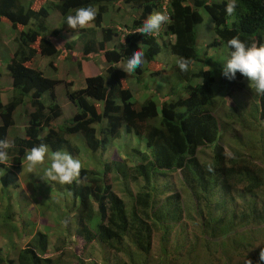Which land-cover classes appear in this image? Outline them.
<instances>
[{"label": "trees", "instance_id": "16d2710c", "mask_svg": "<svg viewBox=\"0 0 264 264\" xmlns=\"http://www.w3.org/2000/svg\"><path fill=\"white\" fill-rule=\"evenodd\" d=\"M34 1L0 0V23L17 32L16 49L6 63L12 79V99L6 105L0 100V139L14 143V147L7 150L8 164H0L3 179L8 180L9 175L13 177L21 170L26 152L41 143L48 145L51 153L62 150L77 155L79 151L69 142V137L77 134L94 156L105 144L119 139L123 130L137 140L144 139L146 144L143 150L128 145L135 161L130 157L118 159L115 154L111 162L98 163L102 168L100 172L82 167L79 182L71 185L56 182V192L63 200L54 208L57 219L53 223L59 228H52V233L60 235L61 230H66L69 239L75 237L77 244L72 246L77 247L74 250L78 254L82 253L80 256L61 249L62 241H52L51 235L36 229V224L21 219L30 208L36 210L38 203L31 202V195L19 198L2 195L3 225L5 230L10 227V232L2 236L0 264H75V259L77 264H88L82 255L84 247L92 241L109 255H125L127 261L117 264H135L137 254H149L152 239L157 234L166 261L178 264L170 258L180 257L181 260L184 243L171 250L168 243L174 227L185 219L192 224L195 220L189 214L184 216L181 194L186 192L193 197L190 204L195 206L196 215L200 216L202 209L207 211L201 221L203 232L213 237L220 229L217 245L221 249L231 245L238 250L244 237L237 235V228L245 233L246 226L261 224L264 220V145L258 147L253 143L255 138L264 140V96L258 97L256 114L246 111L242 116L241 106L236 98L235 102L231 98L243 90V77L237 73L234 80L225 78L220 64L219 90L226 98H217L213 91L215 77L211 71L195 72L190 69L192 65L187 72H181L176 63L174 70L182 84H186L178 89L172 87V96L164 95L162 86L157 95L160 105L152 97L143 102L133 101L132 91L125 81L128 77L140 81L145 71L154 78L163 75L165 65L155 59L162 47L176 60L184 57L202 62L196 50L195 31L203 21L201 10L210 15L214 26L216 39L209 48L227 46V41L233 37H239L246 46L263 43L264 0H237L233 16L225 12L228 0H57L50 6L43 3L38 8L34 7ZM85 6L97 9L91 28L69 29L66 17ZM124 8L134 10L130 26L117 27L112 18L109 25H103L107 13L123 12ZM163 8L171 23L162 25L160 33L131 34L148 15L163 12ZM50 10L60 15L57 28L49 26ZM63 33L83 38L84 60L101 55L107 63V77H86L84 86L76 91L71 89L72 83H64L65 96L76 113L59 125L62 114L54 90L63 81L44 77L35 57L52 58L60 56L62 49L70 51L73 44H65L63 48L58 45ZM137 49L145 52L144 65L131 75L117 68ZM227 49L229 58L231 49L228 46ZM194 78L200 79V83L191 86L189 83ZM44 94L50 97L48 104L42 101ZM26 99L32 110H25L24 136H9L8 131L14 126L13 113ZM234 125L238 128H232ZM225 133L231 134L235 146L226 148L222 144ZM209 147H213L210 160H199L200 150ZM210 164L213 172L207 170ZM159 178L165 180V185L161 184L163 189L158 188ZM116 186L121 188L122 195L116 192ZM65 189L68 195L63 192ZM238 199L244 203V208L236 207ZM26 236H30L29 244L21 247L20 241ZM192 240H195L193 244L200 240L210 243L203 236L199 240L195 235ZM194 249L190 247L187 255L192 256ZM204 249L210 253L205 244ZM259 251L255 254L258 262Z\"/></svg>", "mask_w": 264, "mask_h": 264}, {"label": "rangeland", "instance_id": "374dc122", "mask_svg": "<svg viewBox=\"0 0 264 264\" xmlns=\"http://www.w3.org/2000/svg\"><path fill=\"white\" fill-rule=\"evenodd\" d=\"M27 1V0H26ZM32 1V0H30ZM46 1V2H45ZM56 0H35L34 1V7L38 8L43 5H51L55 3ZM127 11V13L125 12ZM134 10H126L124 8L123 13L122 12H115L114 13V21L113 23H117L119 26H121V23H128V16H132ZM201 15L203 18V21L201 24L197 25L195 27L197 40H196V49L199 53V59H204L205 55L207 54V57L210 61V63L207 65L208 69L213 73L215 77V83L213 85V91L216 93L217 98H226V95L223 91L219 90V83H218V65H224L226 63V60L228 59V49L226 44H221L214 48H208L207 45L211 42L212 38H215L214 31L212 28V20L210 15L205 12L204 10H201ZM112 12H109V15L106 14L104 18V24L108 25L109 19L113 18L110 16ZM132 20V19H131ZM49 26L52 28H57L60 23V18L58 17L56 19V14L54 11L50 10V19ZM121 22V23H120ZM132 22V21H131ZM8 25V24H7ZM91 27V26H89ZM88 27V28H89ZM76 34H61L62 39H59L60 45L63 46V41L65 38L66 43L72 42L75 40V49L71 52L67 53L66 50L62 49V52L60 56L57 57H40L37 56L36 63L38 64V67L40 71L42 72L43 76L49 79L54 80H60L63 81V83H72V90L76 91L84 86V78L86 77H93L96 75L100 76H106V67L104 63V59L102 56L99 55H92L90 57V60H84L81 57V53H74L75 51H79L81 48V42L83 41V38L75 37ZM17 36V32L13 30L9 25L6 26V24L0 23V92L2 97V103L5 105L9 101L11 90L10 88V77L7 75V71L5 68V65L7 61L12 57L13 52L16 49V42L15 38ZM111 48V45L109 46ZM74 53V54H73ZM60 57H63L61 59ZM156 61H159L165 65L166 72L161 75L158 78L151 77L147 71L144 72L143 77L140 79V81H136L134 77H128L125 81L127 87L131 89L133 94V101L137 102H143V100L151 99L156 101L158 105L160 102V99L157 95H159V89H164V95L170 94L172 96L173 94L171 91L172 87H176V89L184 86L185 83L182 84L181 80L179 79L177 72L174 70L176 66V58L171 55L169 50L165 47H162L160 50V53L155 58ZM55 60V65H57V71H54L50 67V62ZM62 60H68L67 63L61 62ZM72 63V64H71ZM125 65V62H121L117 65V68L123 69V66ZM205 64L201 61L195 62L191 66V70L198 71L201 68H203ZM161 81H164L163 83ZM199 83V80L197 78H194L190 81L191 86H195ZM245 89L244 91L239 95L233 96L231 98V101L233 100L235 102H238V104L241 106V114L244 112L249 113H255V111L259 107L258 97L255 93L254 87L247 81L246 78L243 77L242 82ZM55 96H56V102L59 104V107L61 108V118L58 120L59 125H63L65 120L70 119L75 113L76 109L70 102L67 100L65 96V88L63 85H58L55 88ZM42 101L45 104H48L50 101V97L48 94H44L42 97ZM256 106V108L254 107ZM29 109V103L28 99H26L25 104L21 107H18L14 113V117L16 121L18 122V125L21 127L24 125V121L21 117L16 118V115H18L19 111H25ZM235 111V109L233 110ZM243 116V114H242ZM248 117V115H247ZM234 129L238 128V125H234L232 127ZM23 131L22 128H20V132ZM241 129L237 132L240 133ZM10 134H16V128L11 129L9 131ZM238 135V134H237ZM257 137L260 138L259 134ZM259 142H256V141ZM245 141V139H244ZM69 142L77 148L79 151L77 155H74V158L79 159L82 162L83 168L100 171L102 168L99 166L100 158L102 159V165L104 162H110L113 160L115 154L122 159L123 154H121L120 151L125 152L126 149H128V145L131 147H135L133 144L127 140L126 137H120L116 141H113L112 144L108 146V150L105 151V154L101 155V152H99L100 157L94 156L93 159V153L89 152L84 144L83 138L81 135L77 134L74 136L69 137ZM133 143V142H132ZM253 143H257L258 147H261V144L264 145V140L261 142L260 139L253 140ZM222 144L229 148L230 146H235V141L232 139L231 134L225 133L223 134ZM139 147V146H138ZM213 147L210 148H203L200 150V153L198 155L199 159L201 161H209L211 158ZM260 153V151H259ZM51 152H49L45 158V163L41 166H38L37 169L33 173H29L27 171V164L24 159V164L21 168V170L14 173V176L8 177L7 179H2L4 176L2 174V170L0 169V202L1 197H6L7 195H11L15 188L14 186H20V192H22L24 195H30L32 190V200L31 202H37L36 199L44 196L45 201H38V204L35 205V208H38V213L32 210L30 208L29 215H27V219L30 218L31 215H36L39 218L36 222V229L38 230H49L47 231V234L51 235V240L54 242H60L61 249L68 252V250L71 251V253L76 255V251L74 249H77L76 245L77 241L75 237H72L69 239L67 236L68 232L66 230H61L60 235H55V233H52L53 231L47 227L51 228H59L55 223H53L55 220L52 217V210L51 206H48V199H53L54 205L57 204V202L60 204L63 200L60 195H58V189H56V182L42 179L44 176L45 170L50 166L51 163ZM98 155V156H99ZM259 156V155H258ZM262 160V158H260ZM14 177L17 179L15 180ZM176 177V174H175ZM164 179L159 178L157 180L158 182V188L163 189L162 185L164 184ZM7 184V187H6ZM135 188L132 186V189ZM11 189V190H10ZM121 188L119 186H116V192L120 195L122 193L120 192ZM66 195H68L67 190L65 189L63 191ZM181 199L183 200L185 205V215H190L192 218H195L193 224L191 220L185 219L180 226L174 227V230L171 234L170 241L168 243L169 249H173L177 246H182V243H184V249L182 251L183 257L180 260V257L177 258V260L171 259V262L173 263H184V264H246L247 259L252 261V264H260L261 262L256 261L255 254L258 250L261 248H264V220H261V224H252L249 226H246L245 233H243V230H238L237 228V235L244 237L243 241L240 242V247L237 248L238 250L234 249L233 246L228 245L227 248L221 249L217 242L219 239L217 238L220 229L216 230V234L213 237H210L208 234L203 232V228L201 226V221L203 218L207 216V211L202 209L201 215H196L195 206L190 204L192 201V195L190 192L182 193ZM160 201V200H158ZM52 202V201H51ZM236 207L244 208V203L241 202L240 199H238L236 202ZM188 207L186 208V206ZM209 211V209H208ZM62 210L60 209L59 213H61ZM5 212H3L2 207L0 208V246L3 245V235H6L5 233V227L3 225L4 222H2V219L4 218ZM43 214L46 216H43ZM214 214V212H213ZM59 218V217H58ZM191 218V219H192ZM22 220H26L25 217H21ZM57 219V218H56ZM60 219V218H59ZM193 220V219H192ZM20 221V219L18 220ZM252 222V219H251ZM192 224V225H191ZM41 225V226H40ZM45 226V227H44ZM184 229V230H183ZM197 235L199 237L203 236L206 241H209L210 243H204L200 240V242L193 244L195 240L193 241L192 238ZM67 237V238H66ZM30 236H26L25 238H22L20 241V246H24L27 241L29 240ZM175 238H178V240H175ZM180 238V240H179ZM67 241H66V240ZM160 235H155L152 239V246L149 254L142 255L137 254L136 255V263L135 264H170L166 261L167 256L163 254L161 244H160ZM63 240L65 243H63ZM193 241V243H192ZM225 241V240H224ZM228 242V241H227ZM226 242V243H227ZM163 243V242H162ZM204 244L210 248V253H206L204 249ZM194 246V251H191L192 256L187 255V250ZM84 256L87 261H89L88 264H117L118 261H127L125 255L122 253L109 255L108 251L103 249V247L96 242L92 241L89 244H87L84 247ZM51 252V250L49 249ZM82 253H77V256H80ZM75 264H77L76 259L73 260Z\"/></svg>", "mask_w": 264, "mask_h": 264}, {"label": "clouds", "instance_id": "9594fccd", "mask_svg": "<svg viewBox=\"0 0 264 264\" xmlns=\"http://www.w3.org/2000/svg\"><path fill=\"white\" fill-rule=\"evenodd\" d=\"M214 1H223V0H214ZM48 6H50V5H48ZM164 6H166V5H164ZM237 7H238L237 0H228L226 7H225L226 14L228 16H233L236 13ZM52 11L57 12L55 10H52ZM165 12H166V9L163 8V12L155 11V12L151 13L143 21L142 25L137 27L135 32H133L131 34L139 33L143 36H150L153 34L160 33L162 25L167 24V23H171L170 17L167 14H165ZM114 13L115 12H112V14L110 15L113 17L112 19H114ZM58 15H59V13H58ZM108 15H109V13H108ZM134 15L136 16L135 13H134ZM96 16H97V9L95 7H93V6L80 7V8L75 10L74 14L68 15L66 17V23H67V26L69 29L78 31V30L86 29L90 25H92L96 19ZM49 19H50V17H49ZM131 19L132 18L130 16H128L129 23L127 24V22H126L124 25L130 26ZM103 21H104V19H103ZM103 25H105L104 22H103ZM116 25H117V27H123L122 24H121V26H119L116 23ZM213 27L214 26L212 24V28ZM68 34L73 35V33H68ZM77 36H78V34L75 35V37H77ZM59 39H62V36ZM59 39H58V41H59ZM215 39H216V36H215V38H212L211 42L208 45H210ZM75 40H78V39H74V40H72V42H68L69 44L74 45V49L76 46ZM196 40H197V35H196ZM63 42H64L63 46H61L60 45L61 43L58 42L59 47L63 48L65 46V44H68V43H66L65 38H64ZM208 45H207V47H208ZM227 46L231 49V51L229 53V58L226 60V63H224L223 67L220 69L221 74L229 80H234L236 78V74L239 73L242 77L246 78L247 81L254 87L255 93L257 95L264 96V36H263V43H261L259 45H257L256 43H253V44H251V46H246V44L239 37H233L227 41ZM211 48H214V47H211ZM74 49L67 51V53L71 52L72 50L74 51ZM74 53H81V57L83 58V56H82V45H81L80 50L75 51ZM67 61L68 60H62L61 62L67 63ZM146 62L147 61L145 58V52L137 49V50L133 51L131 56L127 59L125 65L123 66V69H120V68L119 69L122 70L123 72L131 75V74H134L136 72V70L138 68H140L142 65H144ZM202 62L205 65L201 69H203L205 71L209 70L207 65L210 63V61L207 57V54L205 55V58L203 59ZM54 63H55V60L51 61L50 67L52 69H54V71H57V65H55ZM104 63H105V67L107 69V63L105 62V60H104ZM176 63H177V66L181 72H187L189 70L190 66L195 63V61L191 60L189 58L178 57L176 60ZM51 64H53V66ZM5 68H6V65H5ZM6 71H7V69H6ZM195 72H197V71H195ZM7 75L10 77L8 71H7ZM96 76H98V75H96ZM0 79H1V77H0ZM10 79H11V77H10ZM198 80L200 83V79H198ZM11 85H12V79H11ZM11 85H10V88H11ZM60 85L64 86V83L60 84ZM244 89H245V86H244L243 90L239 93V95L244 91ZM8 91H11V92H9L10 93L9 101H11L12 90H8ZM54 93H55V90H54ZM0 100L2 102L1 92H0ZM27 110L28 111L32 110L30 105H29V109H27ZM14 113H13V117H14ZM18 117H21L23 119L24 125H22L20 127L18 125V122L16 121V119L14 117V119H13L14 120V126L11 129L16 128V132H17L16 136L23 138L24 128L26 126V120H27L25 117V111H23V112L19 111L18 115H16V118H18ZM20 128H22L23 131L20 132ZM11 129H9V131ZM9 131H8V134L10 136ZM122 134H123L121 136L122 138L126 137L127 140H129V142L131 144H133L134 146H137V147L139 146L138 148L143 150L144 145L146 144L144 139L137 140L136 138H134V136L131 133L127 134L125 130L122 131ZM110 145H113V144L107 143V144H105V147H103V149L102 148L99 149V152H101V155L105 154V151L108 150V146H110ZM12 147H14L13 142H11L7 139H0V164H8L9 155H8L7 150L9 148H12ZM129 148H131V147H128V149L126 150V151H128V153H130L128 156H127V154H125L126 151L125 152L120 151L121 154H123V158L121 160H125L127 157H130L133 161H135V155L132 153L131 149H129ZM49 152H50L49 146L46 144H43V143L35 145L31 149H29L26 152L25 157H24L26 164H27V171L29 173H33L37 169L38 166L43 165L45 163V158ZM98 155H99V153H98ZM98 155H97V157H100V155L99 156ZM50 159H51L50 166L45 170L44 176L42 177V179H47V180H49V182L50 181L58 182L61 185H71L74 182H79L81 170L83 167L82 162L79 159L74 158L70 153H68L66 151H62V150H57L55 152H52ZM93 159H94V155H93ZM118 159H120V158L118 157ZM100 161H102L101 158H100ZM23 164H24V162H23ZM207 170L209 172H213L214 171L213 166L210 164L208 166ZM98 172H100V171H98ZM14 179L17 180L16 178H14ZM14 188H15L16 194L13 192L12 193L13 196H18V198H19L21 195H24L22 192H20V186H14ZM30 191H31L30 195L32 197V190L30 189ZM44 199H46V198H44V196H42L39 199L37 198L36 201L38 203L39 200H40V202L45 201ZM47 201H48V206H51V210H52V217L51 218H53L55 220L56 212H55L54 208L57 205H59V203L57 202V204L54 205L53 199H48ZM34 211L36 213H38V208H36V210H34ZM23 214H24L25 219L28 220V222H31L33 224H36L37 219L39 218L36 215H34V216L31 215L30 218L27 219V215H29V212H24ZM43 216H46V214L45 215L43 214ZM2 221L4 222V219H2ZM47 228L52 230L51 227H47ZM4 231H5V233H9L10 227H8V230H4ZM40 231H44V230L41 229ZM47 231H49V230H45V233H47ZM27 244H29V240L27 241L25 246ZM259 261L261 262V264H264V248H261L259 251ZM246 264H252V261L247 259Z\"/></svg>", "mask_w": 264, "mask_h": 264}, {"label": "crops", "instance_id": "0c3cea01", "mask_svg": "<svg viewBox=\"0 0 264 264\" xmlns=\"http://www.w3.org/2000/svg\"><path fill=\"white\" fill-rule=\"evenodd\" d=\"M56 2H57V0H56ZM55 14H56V19L59 17L60 18V16L58 15V13L57 12H55ZM108 14V13H107ZM121 23V22H120ZM129 23V22H128ZM127 23V24H128ZM122 25H124V23H121ZM89 28H91V27H89ZM11 80V79H10ZM10 85H11V82H10Z\"/></svg>", "mask_w": 264, "mask_h": 264}]
</instances>
